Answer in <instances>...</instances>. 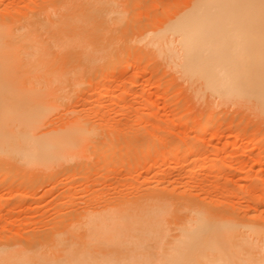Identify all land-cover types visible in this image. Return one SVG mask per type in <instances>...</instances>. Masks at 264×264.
<instances>
[{
    "label": "rangeland",
    "instance_id": "rangeland-1",
    "mask_svg": "<svg viewBox=\"0 0 264 264\" xmlns=\"http://www.w3.org/2000/svg\"><path fill=\"white\" fill-rule=\"evenodd\" d=\"M205 1L0 0L22 54L0 71V264H172L192 208L238 228L232 264H264V0H228L239 92L211 87L170 30ZM27 28L51 65L17 42Z\"/></svg>",
    "mask_w": 264,
    "mask_h": 264
},
{
    "label": "bare ground",
    "instance_id": "bare-ground-1",
    "mask_svg": "<svg viewBox=\"0 0 264 264\" xmlns=\"http://www.w3.org/2000/svg\"><path fill=\"white\" fill-rule=\"evenodd\" d=\"M233 10L234 6L228 0H206L203 4L196 6L182 20L172 25L170 30L181 35V44L187 63L192 65L193 70H196L197 73H201L210 82L211 87L239 92L242 88L243 74L240 57L245 55L246 39L243 31L245 27L239 19L233 17ZM66 25L63 22L55 28L56 36H62L66 33V27H64ZM37 34V31L29 28L25 29V31L21 30L20 36H18L20 39L17 42L26 40L34 43L32 46L23 47L25 49H35L36 53L32 54V58H35L41 64L51 65L52 61L48 60L49 58H47L46 51L40 43ZM12 37L13 35L5 26H0V60H2L1 63H4L0 64V71L8 75L11 74L6 71L8 65H5V63L17 61L22 55L18 51V47L21 44L18 46L15 42L16 40H13ZM60 41L63 44L64 38H60ZM31 61L32 59H30L29 63ZM57 62H59L58 66L55 69L51 68L56 75L60 73V66L62 67L59 58ZM187 68L190 69L189 67ZM132 70L136 73L137 69L134 68ZM70 126H72V131L70 135H67L68 138L78 144L85 141L89 142V139H87L88 135L85 132L82 133L80 125L74 122ZM210 126L213 127V124L210 123ZM154 142H156V139ZM192 152H194V149L186 151V153L190 154ZM66 153H69L65 155L66 158L74 154V152L72 154L71 150ZM52 159H56V157L53 156ZM58 160H61V158ZM215 167L216 165H213L214 169ZM165 190H163V194ZM244 193L245 191H243ZM164 195L167 197L166 193ZM163 196H160L157 207L162 210H168L165 207V196ZM259 197L257 203L259 202L262 205L264 198ZM262 206L264 207V205ZM128 211L130 210L122 208L119 211L116 210V212H108L105 216L94 221L104 222L109 218H113L114 215H117L118 218H123ZM182 221L183 234L181 236H183L184 240L175 252L176 254L172 256L170 260L172 264H232L223 249V245L227 241L230 242L236 238L239 231L230 220H226L223 223L216 214L212 215L210 212L204 211V209L192 208L190 214L183 217ZM251 222L253 223L254 221ZM93 223L96 224L95 222ZM254 228L252 229L253 231L255 230ZM215 237L218 239L217 243L214 240Z\"/></svg>",
    "mask_w": 264,
    "mask_h": 264
}]
</instances>
